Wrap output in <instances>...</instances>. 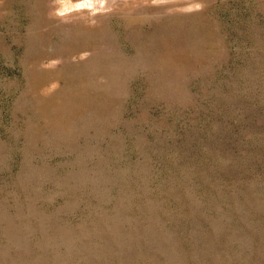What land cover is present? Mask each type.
<instances>
[{"label": "rangeland", "instance_id": "374dc122", "mask_svg": "<svg viewBox=\"0 0 264 264\" xmlns=\"http://www.w3.org/2000/svg\"><path fill=\"white\" fill-rule=\"evenodd\" d=\"M104 1L0 0V264H264V0Z\"/></svg>", "mask_w": 264, "mask_h": 264}, {"label": "bare ground", "instance_id": "6f19581e", "mask_svg": "<svg viewBox=\"0 0 264 264\" xmlns=\"http://www.w3.org/2000/svg\"><path fill=\"white\" fill-rule=\"evenodd\" d=\"M112 2L113 0H105L103 6H99L101 8H105V7H109L112 6ZM139 10V9H138ZM154 14V13H153ZM156 14V13H155ZM158 15V14H157ZM105 27V26H102ZM103 29V28H102ZM106 29V28H105ZM168 29V28H167ZM101 27H97L95 32H100ZM102 32V31H101ZM91 33V34H94ZM97 33V35H98ZM105 33V32H104ZM160 33V32H159ZM178 34V33H177ZM78 36H80L76 41L75 44L72 43V46H75L78 50H89L91 51V55L92 57L90 58V61L94 64H98V66H100L101 68H110L109 66L114 65L115 64V60L120 58L118 56V54L115 52V47L112 45V43L108 40L109 43H107V45H105V43H103V40L99 39V38H94V35L91 36L90 33H83V34H79ZM100 36V35H99ZM103 37V35H101ZM100 36V37H101ZM156 35H154L155 37ZM153 37V38H154ZM177 37V36H176ZM103 39V38H102ZM152 39V38H151ZM166 39V38H165ZM48 40V39H47ZM106 41V40H105ZM165 42V41H164ZM162 44V42H161ZM167 44V42H166ZM172 44V43H171ZM70 44L67 46L66 48V52L72 47ZM183 47V46H182ZM181 47V48H182ZM159 48V47H158ZM169 48V46H168ZM167 48V49H168ZM172 48V47H170ZM175 48H172V51ZM178 49V48H177ZM185 49V48H184ZM164 50V49H163ZM170 50V49H169ZM168 50V51H169ZM171 51V52H172ZM167 52V51H166ZM165 52V54H166ZM174 52V51H173ZM172 52V53H173ZM171 53V54H172ZM176 54V53H175ZM151 56V55H150ZM167 56V55H166ZM175 56V55H173ZM149 57V56H147ZM177 57V55H176ZM183 57V56H182ZM150 58V57H149ZM153 58V57H152ZM113 69V68H112ZM111 70V68H110ZM107 71V70H106ZM108 72V71H107ZM101 73V72H100ZM114 83V79H110L108 81V84Z\"/></svg>", "mask_w": 264, "mask_h": 264}]
</instances>
